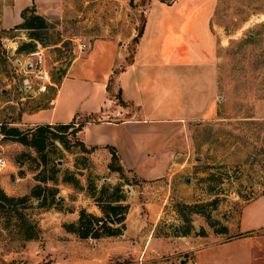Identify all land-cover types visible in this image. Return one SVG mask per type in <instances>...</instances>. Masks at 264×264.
<instances>
[{
    "label": "rangeland",
    "instance_id": "374dc122",
    "mask_svg": "<svg viewBox=\"0 0 264 264\" xmlns=\"http://www.w3.org/2000/svg\"><path fill=\"white\" fill-rule=\"evenodd\" d=\"M152 1L64 0L62 16L48 20L50 25L39 30L38 39L29 37L23 28L0 30V124L33 126L27 112L50 105L66 68L74 57L83 54L75 39L87 42L93 37H120L119 44L127 45L132 53L134 34L124 40L131 32L137 33ZM211 28L217 36V114L188 124L178 146L181 164H173L163 177L145 179L125 169L122 178L109 169L110 157L103 147L82 151L76 145L67 150L58 141L48 144L50 160L44 164L34 147L3 138L0 132V154L7 160L0 171L4 191L29 193L38 182L35 175L43 169L41 175L49 176L53 167L58 169L57 183L50 178L45 183L58 186V195L63 197L59 205L49 209L23 210L40 228L36 239H23L17 226L6 225L0 213V264H137L139 252L132 246L137 239L135 232L80 238L64 229L62 224L76 220L81 207L100 213L90 195V183L99 188L103 183L122 182L129 202L167 199L155 226V232L162 236L185 225L175 208L178 202L200 203L199 208L208 211L215 223L211 226L205 215L192 212V233L201 228L214 233V228L225 225L226 231L219 232L224 238L234 230L241 205L264 192V118H253L255 103L264 101V0H217ZM25 41H35V45L18 50ZM36 49L42 54V62L24 65L29 57L35 61L28 54ZM260 108H264L263 103ZM75 120L77 124L83 116ZM64 170L74 172L82 189L62 180ZM215 196V206L203 205ZM182 211L189 212V208ZM140 212L144 214L146 209L142 206ZM173 252L176 264H183L189 255L183 248ZM169 256V251L157 255L160 260Z\"/></svg>",
    "mask_w": 264,
    "mask_h": 264
},
{
    "label": "crops",
    "instance_id": "0c3cea01",
    "mask_svg": "<svg viewBox=\"0 0 264 264\" xmlns=\"http://www.w3.org/2000/svg\"><path fill=\"white\" fill-rule=\"evenodd\" d=\"M63 1L0 0V26L21 22V10L32 3L47 20L57 19ZM216 2L153 0L132 53L119 44L120 37H93L66 68L50 105L27 112L30 124L96 116L78 132L85 144L103 147L109 157L105 145L115 146L123 167L145 179L169 174L173 164H181L178 146L188 124L217 114V36L211 28ZM261 103H255L253 118H264ZM166 202L130 201L122 234L135 232L137 264H176L173 251L180 248L189 254L183 264H264V192L241 205L234 230L224 238L209 231L158 234L155 226ZM164 251L171 256L160 260L157 255Z\"/></svg>",
    "mask_w": 264,
    "mask_h": 264
},
{
    "label": "trees",
    "instance_id": "16d2710c",
    "mask_svg": "<svg viewBox=\"0 0 264 264\" xmlns=\"http://www.w3.org/2000/svg\"><path fill=\"white\" fill-rule=\"evenodd\" d=\"M22 21L10 27L11 29L23 28L27 30L29 37L34 39L39 38V30L47 28L50 22L40 13L37 12L34 3L25 6L21 10ZM144 22L139 26L137 33L132 37L134 42H138L143 32ZM8 28V29H10ZM0 30H6V28H0ZM35 45V41H25L17 48L31 49ZM46 107V106H43ZM42 107V108H43ZM77 115L67 122H40L35 123L33 126L21 128L17 124H8L2 122L0 124V132L3 138L19 141L23 144L32 146L39 153L40 158L44 164L50 160V156L47 154L48 144H54L58 141L67 150H70L73 146H79L82 151H89L95 148V145H87L76 136L84 122L90 120L89 116H84L83 120L76 124ZM71 137H74L72 139ZM76 138V139H75ZM105 147L110 151V161L108 167L112 171H116L120 174V177H125L124 170L115 146L106 144ZM54 160V159H53ZM53 164L55 165L54 161ZM58 169L55 168L50 175H41L43 169L40 170L35 178L38 180L36 184L32 186L29 193L21 195H12L4 191L0 186V213L5 217L6 225L10 223L17 226V231L21 234L23 239H36L39 235L40 228L37 223L29 216L28 213L23 211L27 208L37 209H49L53 206L60 204L63 199L62 196H58L59 188L55 184L48 185L45 182L50 178L54 183H57V177L55 172ZM130 170V169H127ZM41 172V173H40ZM211 178V177H210ZM64 182L71 183L76 189H82V184L79 179L74 175V172L64 170L62 175ZM122 182L115 184L103 183L99 188L88 184L90 189V195L97 205L100 213L89 211L84 207H81L78 211L76 220L64 222L62 225L66 231L75 233L80 238H100L103 236L119 235L123 233L126 228V213L128 212L130 202L127 200V193L122 186ZM212 187H209V190ZM218 197L215 196L208 201H205L203 205L211 204L215 206L217 204ZM202 204V203H201ZM200 203H175V208L179 212L180 217L185 222L183 229L165 233L168 235H186L190 234L193 229L192 219L190 214L192 212L201 213L206 216V220L211 226H215V223L210 219L209 212L199 208ZM60 208V206H58ZM189 208V212H181L183 208ZM198 207V208H196ZM12 219H14L13 222ZM215 232H225L226 226L223 225L220 228H214ZM204 228L199 229L196 234H205Z\"/></svg>",
    "mask_w": 264,
    "mask_h": 264
},
{
    "label": "built area",
    "instance_id": "2783aa9c",
    "mask_svg": "<svg viewBox=\"0 0 264 264\" xmlns=\"http://www.w3.org/2000/svg\"><path fill=\"white\" fill-rule=\"evenodd\" d=\"M74 41L78 43V47L81 51L85 50L88 47V41L87 42H85V41L81 42V41H77L76 39ZM28 55L35 59V61H34L35 64H34V62H32L33 59L29 57L27 59V61H25L24 65L34 66V65H37L40 62H42V54H41L40 50H38V49L32 50L29 52ZM6 165H7L6 158L0 154V171L3 170L6 167ZM193 264H196V263H193Z\"/></svg>",
    "mask_w": 264,
    "mask_h": 264
},
{
    "label": "water",
    "instance_id": "95a60500",
    "mask_svg": "<svg viewBox=\"0 0 264 264\" xmlns=\"http://www.w3.org/2000/svg\"><path fill=\"white\" fill-rule=\"evenodd\" d=\"M89 44H90V41H89ZM58 196H60V195H58Z\"/></svg>",
    "mask_w": 264,
    "mask_h": 264
}]
</instances>
